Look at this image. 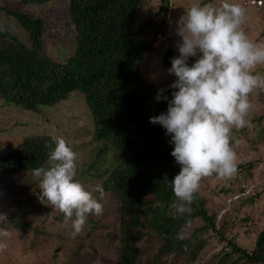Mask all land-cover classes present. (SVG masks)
I'll return each instance as SVG.
<instances>
[{
  "label": "trees",
  "instance_id": "1",
  "mask_svg": "<svg viewBox=\"0 0 264 264\" xmlns=\"http://www.w3.org/2000/svg\"><path fill=\"white\" fill-rule=\"evenodd\" d=\"M158 1L151 18L154 35L148 39L144 27L152 25L139 22L149 0H0V118L8 109L42 123L48 122L43 118L48 109L70 117L75 138L67 142L80 156L76 179L84 185L97 180L117 207L116 264H192L207 245L201 236L207 233L220 249L204 264H264V224L257 226L264 217V205L257 206L264 198V155L259 154L264 112L256 109L257 103L264 109L262 91L250 97L252 126L234 130L232 136L236 153L252 150L258 159L253 155L238 161L236 175L216 184L219 196L236 200L233 216L224 215L217 226L216 214L208 212L199 191L183 215L170 208L175 198L165 177L171 181L180 166L170 154V135L150 117L167 111L168 102L157 101L156 94L163 88L171 99L175 90L168 86L174 81L150 82L141 75L146 54L155 49L154 37L162 34L160 25L165 23L168 0ZM43 6L52 14L38 15ZM171 51L168 46L159 51L163 69L176 57ZM195 59L189 58V65ZM14 124L21 125L17 119ZM52 137L38 131L8 152L0 146V175H27L38 183L31 170L45 164ZM259 165L263 169L257 172ZM255 172L259 184L244 193L243 183L252 181ZM94 195L98 198L99 193ZM41 204L46 211L53 208L47 201ZM19 212L18 207L0 228L8 223L25 232ZM194 221L201 224L194 227ZM86 224L96 225L92 220ZM239 225H251L249 249L226 236ZM180 232L184 236L177 239Z\"/></svg>",
  "mask_w": 264,
  "mask_h": 264
},
{
  "label": "clouds",
  "instance_id": "2",
  "mask_svg": "<svg viewBox=\"0 0 264 264\" xmlns=\"http://www.w3.org/2000/svg\"><path fill=\"white\" fill-rule=\"evenodd\" d=\"M251 1L260 0L242 5L262 6L261 1L259 6ZM242 5L233 0H194L177 22L179 55L167 69L176 77L168 86L175 91L169 99L163 95L165 89L158 90L156 100L167 101V111L150 117V122L170 135V154L180 166L171 181L165 177L175 198L170 208L178 216L195 201L203 178L215 175L227 180L236 175L233 131L252 126L248 119L254 108L250 97L257 90L264 91V73L257 71L264 66V42L250 39L242 27L246 17ZM192 57L196 59L189 65ZM46 147L50 150L45 164L31 170L38 182L39 199L71 222L75 237L90 216L103 214L100 201L105 190L100 185L89 190L76 179L80 156L63 136L52 137ZM94 193H99V198ZM4 221L6 215L0 214V222ZM183 236L180 232L177 239ZM9 237L10 232L0 228V252L7 249Z\"/></svg>",
  "mask_w": 264,
  "mask_h": 264
},
{
  "label": "rangeland",
  "instance_id": "3",
  "mask_svg": "<svg viewBox=\"0 0 264 264\" xmlns=\"http://www.w3.org/2000/svg\"><path fill=\"white\" fill-rule=\"evenodd\" d=\"M247 1L249 0H233V2L241 5ZM260 1L262 6L258 8L242 5L246 9V17L242 27L249 38L256 42H264V0ZM193 2L194 0H168L166 7L163 6V9L167 8V11L165 13V23L162 26L160 25L162 34L155 35L152 43L155 49L153 52L146 54V60L141 65V75L150 82L161 79L171 82L175 81L176 77L169 75L167 69H163L161 63L162 52L159 53L160 50L157 48H159L161 43H165V48L167 46L172 48V54L178 56V51L176 52L175 48L176 44L180 42V37L177 35V22L184 14V8H187ZM214 2H219V0H214ZM159 6L158 0H149V5L145 8L140 19L139 24L147 25L146 22H149L152 25V28H149V25L144 27V29L147 28L144 31V36L148 39L154 35V24L151 18H153ZM44 11L45 7L42 9L38 8L36 13L40 16L50 14V12ZM158 20H160L159 17L154 22L155 26H157ZM257 71L264 73V66L259 67ZM257 104L256 109L264 112L263 106L260 103ZM27 116L26 114H16L11 109H8L4 115L2 114V118H0V146L4 153L8 152L24 137L33 135L38 131L53 137L57 135L63 136L70 142L75 138L71 131L73 122L64 112L58 114L56 110L48 109L43 117L48 119L46 123L40 122L39 118L35 116L32 118ZM14 119H17L21 125L14 124ZM54 122L56 123L55 125ZM2 132L5 133L3 134ZM79 140L82 141L80 137ZM79 140L77 139L75 143L77 144ZM263 150L264 147H261L259 152L261 157L264 155ZM253 155H255L254 158L258 159L256 152L243 150L237 153V162L249 160ZM261 169H263V166L259 165L257 172ZM257 172H255L257 176L252 181L243 183L244 193L252 192V188L259 184L260 177L258 176L260 174ZM239 180L242 182L241 179ZM0 182V214H5L6 217H9L19 207V219L25 222L27 226V228L25 226V232H19L8 223L2 225L1 228H5L10 232V237L6 240L7 249L4 252H0V264H116L115 259L118 256V248L116 247L115 226L117 225V219L114 216L117 207H115L113 199L109 196L105 194L100 201L104 208L103 214L99 216L93 215L88 218V220L95 222L96 225L86 224L83 231L73 237L71 234V222H66L63 214L58 218L60 212L55 208H52L51 211H46V205H42L39 199L38 183L32 182L29 176L12 174L2 177L0 175ZM221 183L224 184V180L213 175L203 178L199 188V192L206 197V209L209 213L216 214L215 222L217 226L224 215L226 219L233 216V209L236 206L234 198L225 200L224 197L216 193V184L218 187ZM85 184L84 186L91 190L96 185H99V182L94 180ZM261 205H264V198L262 202L258 201L257 206ZM200 224V221H194L192 226L198 227ZM263 224L264 217H260L257 226L261 227ZM258 227H256V231ZM250 230L251 225H239L227 230L226 236L235 238L238 245L249 249L252 246ZM201 236L206 239L207 245L192 264H204L213 254L218 253L220 249V246L212 239L210 233Z\"/></svg>",
  "mask_w": 264,
  "mask_h": 264
},
{
  "label": "built area",
  "instance_id": "4",
  "mask_svg": "<svg viewBox=\"0 0 264 264\" xmlns=\"http://www.w3.org/2000/svg\"><path fill=\"white\" fill-rule=\"evenodd\" d=\"M250 3H252V4H256V6L261 5V2H260V1H256V2L251 1Z\"/></svg>",
  "mask_w": 264,
  "mask_h": 264
},
{
  "label": "water",
  "instance_id": "5",
  "mask_svg": "<svg viewBox=\"0 0 264 264\" xmlns=\"http://www.w3.org/2000/svg\"><path fill=\"white\" fill-rule=\"evenodd\" d=\"M163 47H165V44H161V45L159 46V48H163Z\"/></svg>",
  "mask_w": 264,
  "mask_h": 264
}]
</instances>
